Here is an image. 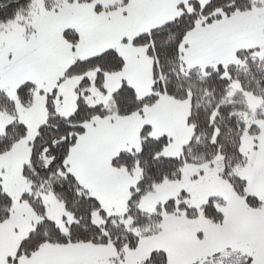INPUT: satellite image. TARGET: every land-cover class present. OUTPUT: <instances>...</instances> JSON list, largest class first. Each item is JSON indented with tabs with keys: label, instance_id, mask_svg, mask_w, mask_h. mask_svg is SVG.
I'll return each instance as SVG.
<instances>
[{
	"label": "trees",
	"instance_id": "obj_1",
	"mask_svg": "<svg viewBox=\"0 0 264 264\" xmlns=\"http://www.w3.org/2000/svg\"><path fill=\"white\" fill-rule=\"evenodd\" d=\"M43 1L45 8L55 9L61 2L92 3L94 0ZM127 2L119 0L106 7V10L123 6ZM179 5L182 11L178 16L131 39L133 45L145 47V54L152 62L149 94L138 96L135 88L123 80L112 92L109 107L88 101L90 88L105 94V75L123 68L125 61L114 48L76 59L56 80L60 84L67 79L79 78L75 88V109L69 115L57 113L52 102L55 88L46 93V118L37 126L29 161L21 168L27 188L20 199L31 207L35 221L20 241L15 254L7 258L9 263L29 257L42 245L109 244L115 248L117 257L120 256L126 249H133L140 238L157 233L164 214L183 211L187 216H196L197 209L183 202V194L156 205L151 212L141 210L138 205L140 198L151 192L155 185L178 179L185 165L211 162L217 155L221 156L222 162L220 174L233 187L234 192L250 205L258 202L256 197L244 191V180L235 175L233 170L245 161L240 150L242 135L245 132L254 134L258 130L254 123L247 126L248 118L264 121V56L258 58L255 49L239 50V64H218L205 68H184L180 59V46L185 35L199 22L207 25L236 12L247 11L252 8L253 1L189 0L186 8L181 0ZM32 7L33 0H0V30L17 17H28ZM95 8L102 9L101 5ZM64 34L71 45L77 42L78 35L74 31L66 30ZM90 71H95L93 79L86 75ZM232 81L239 83L240 90L229 95ZM36 89L37 85L31 81L17 85V102L24 107L31 106ZM244 93L261 99L253 111L247 108ZM161 95L179 102L188 100L187 122L192 126L191 137L180 148L177 156H164L162 151L169 144L168 136H151L149 133L152 126H143L139 133V148L121 150L110 159L112 167L123 168L128 173L138 169L139 177L130 187L124 214L109 216L99 200L70 172L67 162L70 150L84 133L86 122L95 117L104 118L111 113L117 116L142 114ZM0 111L11 117L0 132L1 155L23 139L28 129L17 119L15 102L2 88ZM50 148H56V155L42 163L40 159L47 157ZM49 195L72 216L71 222L63 218L64 229L46 215L43 200ZM12 205L11 195L0 184V224L9 219ZM200 209L203 216L211 221L221 217L213 199L208 200ZM95 217L97 221L93 222ZM121 219H129L130 222L125 224ZM165 260L162 250L153 251L144 264H164Z\"/></svg>",
	"mask_w": 264,
	"mask_h": 264
},
{
	"label": "rangeland",
	"instance_id": "obj_2",
	"mask_svg": "<svg viewBox=\"0 0 264 264\" xmlns=\"http://www.w3.org/2000/svg\"><path fill=\"white\" fill-rule=\"evenodd\" d=\"M188 1L183 0L186 8H188ZM200 1L205 2L206 0ZM252 1L253 6L247 11L256 10L264 13V0ZM114 2H119V0L92 1L93 5L102 4L103 6H112L115 4ZM65 10V8H58L57 12L52 10L50 11L51 15L45 16L44 1L33 0V8L26 20V26L17 24L19 18L10 21L4 32L6 34L3 36L0 34V42L9 37H16L18 31L24 32L26 28L34 39V33L39 32L44 22L51 16H53L52 18L61 17L62 14H66ZM55 13L59 16H54ZM207 25H202L199 22L194 29ZM131 39L121 42L115 41V38L109 39L104 29L101 30L99 36L87 37L83 43L78 38L77 42L72 45L74 49L64 56L65 58L55 60L44 72V77L36 81L37 89L33 95L32 105L29 107L21 106L16 100V79H9L7 82L0 81V88H3L15 102L17 119L23 122L28 129L23 139L16 142L8 152L0 155V184L5 192L12 195L20 187L18 176L22 177V165L29 161L31 143L35 137L36 128L46 118V93L55 88L56 92L52 102L58 114L67 116L75 109L77 97L75 88L79 78L67 79L60 84L56 82L64 69L73 61L99 54L109 48L117 50L125 61L121 70L105 75L104 86L107 91L105 94L99 93L95 88H90L91 94L88 101L91 104L101 103L109 107L112 92L119 87L123 80L134 87L140 97L150 93L151 59L146 56L145 47L133 45ZM125 43H129V46H124ZM181 46H183V42ZM181 46L180 59L184 68H205L218 65L212 62H210L211 65L209 63L195 66L186 65L181 56ZM254 49L258 58L263 57L264 41L236 48L231 60L227 63L223 62L221 65L239 64L237 52ZM86 75L93 79L95 71H90ZM224 76L227 75L224 74ZM23 78V76L19 77L17 82L20 80L19 82L22 83ZM238 90H240L239 83L232 81L229 95ZM244 95L249 110L253 111L259 106L260 98L250 93H244ZM188 110V100L179 102L166 95H161L158 101L153 106L145 108L142 114L117 116L111 113L104 118L91 119L85 123L84 133L70 150L71 154L69 153L67 158L70 172H78L82 157L86 158L84 161L93 162L96 159L97 162L99 160L102 168L94 171V179L98 180L99 172L103 173L102 180L105 186H102L103 189L99 193L102 209L109 216H122L126 210L130 187L138 180L139 170L135 169L128 173L123 168H116L125 171L126 175L123 174L120 179L116 176L110 182V172L105 165L107 166L110 159L121 150H137L140 144L139 133L145 125L152 126L149 133L151 136L167 135L170 139L169 144L163 149L162 155L177 156L180 148L189 141L192 134V126L187 122ZM8 118L11 119V117ZM7 120L6 122H8ZM251 123H254L258 130L254 134L245 132L242 135L240 150L245 161L237 166L233 173L244 180V191L257 198L256 205L248 204L223 179L220 174L222 170L220 155H217L211 162L187 164L182 168L178 179L162 181L155 185L151 192L143 195L138 207L143 211L151 212L156 205L183 194V202L188 207L197 209L196 216H187L183 211L164 214L157 233L140 238L133 249H126L118 257L112 245L98 244L109 245L113 248L114 262L101 259L91 264H144L153 251L159 250H162L166 256L164 264H264V121L249 117L247 126ZM4 124L0 121V132L4 128ZM52 156L53 151L50 148L47 159L43 157L40 160L45 163ZM22 179L26 183L23 177ZM116 181L119 183L116 184ZM93 192H97V190L93 189ZM210 199L214 200L215 206L221 214L220 219L216 221H211L203 216L200 209ZM43 202L46 215L57 225L62 224L61 228L64 229V220L59 217L61 214L59 210L64 211L63 217L67 215L69 217L67 222H71L72 216L63 210L60 202L56 201L57 205L55 206L51 200H45V197ZM96 219L95 217L93 222H96ZM123 222L128 224L130 220L125 219Z\"/></svg>",
	"mask_w": 264,
	"mask_h": 264
},
{
	"label": "crops",
	"instance_id": "obj_3",
	"mask_svg": "<svg viewBox=\"0 0 264 264\" xmlns=\"http://www.w3.org/2000/svg\"><path fill=\"white\" fill-rule=\"evenodd\" d=\"M180 3L181 0H128L122 7L108 8L107 10L108 6L96 4L101 5L102 8L97 10L93 3L74 1L71 3L61 2L55 9L44 7L45 16L51 15L50 11L52 10L57 12L58 8H65L66 14H62L59 18L51 16L49 21L43 23L39 32L34 33V39L26 28L24 32L18 31L16 37H9L0 42V81L7 82L9 79H16L18 85L20 80L17 82V79L23 76L22 81H31L36 84V81L44 77V72L55 60L65 58L64 56L74 49L65 37L66 30L77 33L79 41L82 43L87 37L99 36L102 29L105 33L107 32L109 39L115 38V41L121 42L123 39L129 40L135 35L175 18L182 11ZM104 7L105 10H103ZM54 16L59 15L55 13ZM17 18L20 19L17 21L18 25L26 26L28 17ZM8 24L0 30L2 36L6 34L4 32ZM263 24L264 13L252 10L236 13L205 27L194 29L183 40L181 56L189 66L210 64V62L227 63L231 60L236 48L264 41ZM123 45L128 47L129 43ZM8 117L5 113L0 112V121L5 123L4 126L11 120ZM51 149L53 155H56V148ZM84 159L86 158L82 157L78 172L73 173L89 193L99 200L101 205L99 193L103 189L102 186H105L102 180L103 173L99 172L98 180H95L94 171L98 168L101 169L102 164L99 160L96 162V159L93 162L84 161ZM105 167L109 169L110 177H112H109L110 182L116 176L120 179L123 174L126 175L122 169L112 167L110 162ZM22 180L19 175L20 187L14 191L13 197L11 195L13 200L11 214L7 221L0 224V264H91L101 259H106L108 262L113 261L114 250L109 245L75 243L42 245L29 257L9 263L7 258L15 254L20 241L28 234L35 221L31 207L20 199L21 193L26 188V183ZM117 183L119 182L116 181ZM93 189L97 192H93ZM45 200H51L55 206L57 205L50 196H46ZM59 213H61L59 217L62 219L65 218L66 221L69 219L67 215L63 217L64 211L59 210ZM61 225L59 224L60 227Z\"/></svg>",
	"mask_w": 264,
	"mask_h": 264
}]
</instances>
